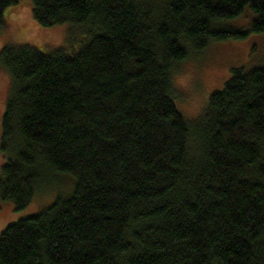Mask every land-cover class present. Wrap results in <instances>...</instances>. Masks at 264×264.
<instances>
[{
  "label": "trees",
  "instance_id": "1",
  "mask_svg": "<svg viewBox=\"0 0 264 264\" xmlns=\"http://www.w3.org/2000/svg\"><path fill=\"white\" fill-rule=\"evenodd\" d=\"M32 1L39 26L90 39L2 50L0 198L28 207L44 167L76 184L6 228L0 264H264V66L231 69L195 122L174 86L191 53L264 34V0ZM16 2L0 0V29ZM247 7L249 32L214 28Z\"/></svg>",
  "mask_w": 264,
  "mask_h": 264
},
{
  "label": "rangeland",
  "instance_id": "2",
  "mask_svg": "<svg viewBox=\"0 0 264 264\" xmlns=\"http://www.w3.org/2000/svg\"><path fill=\"white\" fill-rule=\"evenodd\" d=\"M16 1L4 12L0 29V54L9 45L29 46L47 54L58 51L76 53L89 41L87 26L73 22L52 27L39 26L33 15V1ZM256 17L255 12L247 7L238 17L216 21L214 28L249 32ZM263 66L262 33L249 32L243 40L213 42L204 51L191 53L175 73L176 104L186 119L195 122L203 114L210 96L224 88L231 69L242 67L250 70ZM11 86L12 77L0 62V177L6 162L1 150L2 123ZM42 171V177L35 185L33 200L25 209L16 210L13 201L0 198V235L8 226L42 212L58 199H68L73 195L76 184L74 176L51 172L46 167Z\"/></svg>",
  "mask_w": 264,
  "mask_h": 264
}]
</instances>
